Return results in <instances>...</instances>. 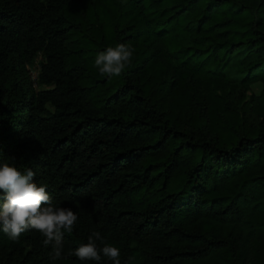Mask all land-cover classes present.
Returning a JSON list of instances; mask_svg holds the SVG:
<instances>
[{
	"label": "trees",
	"instance_id": "obj_1",
	"mask_svg": "<svg viewBox=\"0 0 264 264\" xmlns=\"http://www.w3.org/2000/svg\"><path fill=\"white\" fill-rule=\"evenodd\" d=\"M121 43L131 63L100 75ZM5 162L78 219L57 260L0 231V264H113L69 255L93 231L121 264H264V0H0Z\"/></svg>",
	"mask_w": 264,
	"mask_h": 264
},
{
	"label": "clouds",
	"instance_id": "obj_2",
	"mask_svg": "<svg viewBox=\"0 0 264 264\" xmlns=\"http://www.w3.org/2000/svg\"><path fill=\"white\" fill-rule=\"evenodd\" d=\"M132 56L133 50L121 43L98 53L95 65L102 76H118L131 63ZM34 176L31 169L22 173L7 162L0 164V191L5 194L0 206V231L16 242L25 231L35 230L45 237L43 244L46 247L51 245V258L61 259L63 233L74 230L78 217L71 209L56 206L45 186L38 185ZM97 240L103 243L100 232L93 231L88 236V242L70 251L69 255L81 261L99 262L102 253L113 264H121L120 249L110 245L98 249Z\"/></svg>",
	"mask_w": 264,
	"mask_h": 264
},
{
	"label": "rangeland",
	"instance_id": "obj_3",
	"mask_svg": "<svg viewBox=\"0 0 264 264\" xmlns=\"http://www.w3.org/2000/svg\"><path fill=\"white\" fill-rule=\"evenodd\" d=\"M42 55L40 54L36 61L33 64L27 65V74L34 82V85H37L36 80L38 78L39 68H40V60ZM252 58V54L246 49H239L235 52L234 57L228 66V73L234 79H240L242 73L244 72L245 65ZM252 90L255 92H259L262 88V83H254L252 85Z\"/></svg>",
	"mask_w": 264,
	"mask_h": 264
}]
</instances>
